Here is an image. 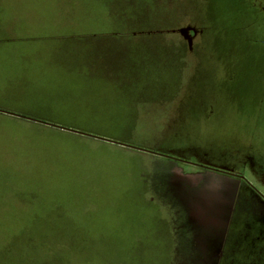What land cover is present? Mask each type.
<instances>
[{
  "label": "rangeland",
  "instance_id": "rangeland-1",
  "mask_svg": "<svg viewBox=\"0 0 264 264\" xmlns=\"http://www.w3.org/2000/svg\"><path fill=\"white\" fill-rule=\"evenodd\" d=\"M0 39L12 41L2 52L81 53L117 79L108 124H53L109 143L70 141L58 128L1 130L0 200L29 203L37 219L0 220V264H141L137 252L154 245L144 236L202 229L173 215L164 162L207 159L264 196V0H0ZM40 139L66 144L41 149ZM130 156L141 160L132 169ZM91 218L113 228L100 252L63 250L58 221H76L77 231ZM250 219L231 232L249 222L247 244L262 255L264 221Z\"/></svg>",
  "mask_w": 264,
  "mask_h": 264
},
{
  "label": "crops",
  "instance_id": "crops-1",
  "mask_svg": "<svg viewBox=\"0 0 264 264\" xmlns=\"http://www.w3.org/2000/svg\"><path fill=\"white\" fill-rule=\"evenodd\" d=\"M11 42L0 39V47ZM80 56L81 53H74L72 58H68L59 52L25 50L19 53L2 52L0 48V132L8 130L9 126L18 133L28 130L24 126L29 128L32 126L33 130L43 131L58 128L56 135L71 136L70 141L77 137L90 139L87 141L89 145L96 140L108 142L53 125L108 124V120L104 118L107 113L105 111L111 105L108 100L111 99L112 90L108 92V83L117 82V79H108V68L91 67L92 59L90 61V57ZM97 86L103 88L99 93L95 89ZM64 139L56 140L52 145L49 141L40 139L42 140L40 143L45 145L41 149L51 150L49 148L51 145L57 150L58 144L59 146L66 144L63 143ZM171 154L180 153L170 152ZM61 159L64 161L63 157ZM130 159L128 165L130 169L141 161L132 156ZM164 163L169 165L166 166L168 172L171 169L170 186L175 190L172 193L175 198L173 200L175 204L171 208L173 215L176 219L193 220L194 224L200 221L203 227L202 229L179 227L180 232L177 231L169 238V234L160 236L158 232L144 236L143 241L145 239L153 241L154 245L142 246L140 248L142 251L137 252L141 264H264V254L259 255L247 244L251 243L249 238L252 239L249 222L244 224V230L241 224V232L237 235L231 232L233 221L236 219L249 221L250 216H255L264 221V196L232 170L215 166L207 159L205 163L203 162L204 167L187 163L173 166L170 162ZM208 168L212 170L211 173L207 172ZM101 183L104 187L102 189L107 191L108 179L105 178ZM51 187L58 188L55 184H51ZM123 187L125 189V185ZM33 210L35 209H31L29 203L24 201L12 203L0 200V220H36L37 218L31 216ZM156 216L159 220L160 215ZM91 220L86 227L89 231L83 224H79L78 230L74 231L76 221L72 219L69 222L58 221L57 235L60 237V244L65 246L63 250L100 252L102 245L98 244L99 241L108 240L113 228L108 230L111 225L104 219ZM104 226L108 228L105 229ZM118 227L122 228L124 248L128 232L126 230L123 232L122 223ZM103 231H107L108 234L105 236ZM82 237L86 242L80 240ZM75 240L81 243H73ZM89 241L97 242L96 246L91 247ZM160 241L168 243L161 245L158 244ZM143 243L145 242L141 244ZM130 247H126L122 252H127L128 248L131 252Z\"/></svg>",
  "mask_w": 264,
  "mask_h": 264
},
{
  "label": "trees",
  "instance_id": "trees-1",
  "mask_svg": "<svg viewBox=\"0 0 264 264\" xmlns=\"http://www.w3.org/2000/svg\"><path fill=\"white\" fill-rule=\"evenodd\" d=\"M6 220H10V219H6ZM20 220H23V223H24V222H25V220H28V219H19V221H20Z\"/></svg>",
  "mask_w": 264,
  "mask_h": 264
}]
</instances>
